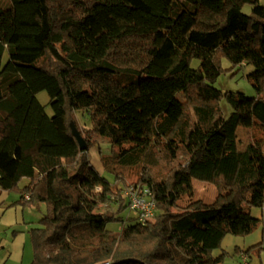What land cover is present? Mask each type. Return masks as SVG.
<instances>
[{
  "label": "trees",
  "instance_id": "1",
  "mask_svg": "<svg viewBox=\"0 0 264 264\" xmlns=\"http://www.w3.org/2000/svg\"><path fill=\"white\" fill-rule=\"evenodd\" d=\"M223 59L254 69L255 98L213 87ZM70 123L88 150L91 135L109 142L100 163L112 183ZM239 128L264 136L259 0H0V192L45 206L31 264H221L213 251L251 234L250 209L264 208V139L239 151ZM194 182L216 189L212 203L193 200ZM130 185L155 202L143 225L122 217Z\"/></svg>",
  "mask_w": 264,
  "mask_h": 264
},
{
  "label": "rangeland",
  "instance_id": "2",
  "mask_svg": "<svg viewBox=\"0 0 264 264\" xmlns=\"http://www.w3.org/2000/svg\"><path fill=\"white\" fill-rule=\"evenodd\" d=\"M259 4L264 6V0H259ZM242 12L246 15H251V7L246 5L243 7ZM8 60L7 54H4L2 58V65H4ZM198 61H192L191 67L197 68ZM221 67L223 72L219 75L217 80L214 82L213 87L222 93H234V94H242L246 98H255L256 92L252 88L251 84L247 80V76L253 72V68L251 66H247L242 68H233L231 64L226 60L223 59L221 62ZM37 100L39 103L44 107L48 116H52V110L49 104V98L46 92H40L37 95ZM222 112L225 118L229 117L231 114L230 106L225 102H221ZM77 120L81 127L86 129L90 128V124L85 117L81 114H77ZM253 137H262L260 133H255L248 129L239 128L236 132V139H237V150L241 151L246 148V146L253 142ZM264 139V136L262 137ZM91 140L93 141L94 145L87 151L88 159L91 165L100 173L103 172L102 165L100 163V156L103 155H110L111 147L109 142L106 139H103L97 135H91ZM138 175L137 170L130 171L129 175L127 176V183L132 184L136 181ZM111 183L113 182V177L108 175L107 173L103 172L102 175ZM207 185V186H205ZM135 186V185H130ZM197 186V195L199 198L205 199V201H211L214 198L213 191L216 189L208 184H196ZM127 187L126 189H128ZM198 188H204L198 192ZM125 189V190H126ZM208 189V190H207ZM212 190V193L210 192ZM198 198V197H196ZM111 206L112 210L117 208L116 200L112 197ZM186 203V201H182L181 204ZM45 209V206H44ZM43 209V210H44ZM45 210L43 211V214ZM250 214L253 218L260 220V225L249 235L245 237H238V236H231L227 235V237L222 241L221 248L218 250L213 251L212 255L215 257L220 256L222 252L226 254L223 258L221 264H264V208H251ZM36 215L40 216V212H36ZM42 216V215H41ZM135 218L136 213L127 209L124 213H122V217L125 219L126 217ZM131 222H125L124 225L131 224ZM122 224L120 223H110L107 225V229L111 232H119L122 228ZM244 241V246H236L238 241ZM227 249V251H226Z\"/></svg>",
  "mask_w": 264,
  "mask_h": 264
},
{
  "label": "crops",
  "instance_id": "3",
  "mask_svg": "<svg viewBox=\"0 0 264 264\" xmlns=\"http://www.w3.org/2000/svg\"><path fill=\"white\" fill-rule=\"evenodd\" d=\"M196 184L199 183H193V200L201 199L207 204L212 203L216 191H213L214 198L206 202L205 199L199 198L197 195ZM203 189L198 188V192ZM210 192L212 193V190ZM181 202L180 205H187V202L184 204ZM43 209V204H30L26 198H22L18 193L0 192V264H31L33 251L29 232L38 227V222L44 215L45 209ZM36 212H40L42 216L36 215ZM236 246L243 247L244 241H238Z\"/></svg>",
  "mask_w": 264,
  "mask_h": 264
},
{
  "label": "built area",
  "instance_id": "4",
  "mask_svg": "<svg viewBox=\"0 0 264 264\" xmlns=\"http://www.w3.org/2000/svg\"><path fill=\"white\" fill-rule=\"evenodd\" d=\"M124 197L127 199L129 210L136 213L138 223L143 225L154 217L155 202L148 189L131 186L125 190ZM24 198L28 200L29 196L25 195Z\"/></svg>",
  "mask_w": 264,
  "mask_h": 264
},
{
  "label": "water",
  "instance_id": "5",
  "mask_svg": "<svg viewBox=\"0 0 264 264\" xmlns=\"http://www.w3.org/2000/svg\"><path fill=\"white\" fill-rule=\"evenodd\" d=\"M70 129H71V133L74 136V138L76 139L78 146H79V150L80 151H87L88 150V145L85 142V140L82 138V136L80 135V133L78 132L76 126L73 123H70Z\"/></svg>",
  "mask_w": 264,
  "mask_h": 264
}]
</instances>
